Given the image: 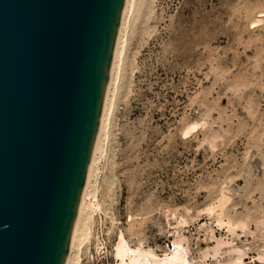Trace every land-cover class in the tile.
<instances>
[{"label": "rangeland", "instance_id": "obj_1", "mask_svg": "<svg viewBox=\"0 0 264 264\" xmlns=\"http://www.w3.org/2000/svg\"><path fill=\"white\" fill-rule=\"evenodd\" d=\"M123 25L71 264H264V0H133Z\"/></svg>", "mask_w": 264, "mask_h": 264}, {"label": "water", "instance_id": "obj_2", "mask_svg": "<svg viewBox=\"0 0 264 264\" xmlns=\"http://www.w3.org/2000/svg\"><path fill=\"white\" fill-rule=\"evenodd\" d=\"M124 0H0V264H65Z\"/></svg>", "mask_w": 264, "mask_h": 264}, {"label": "bare ground", "instance_id": "obj_3", "mask_svg": "<svg viewBox=\"0 0 264 264\" xmlns=\"http://www.w3.org/2000/svg\"><path fill=\"white\" fill-rule=\"evenodd\" d=\"M132 5H133V0H124L121 16L119 20V26L117 28L115 39H114L112 50H111L110 64L108 67L106 83H105L102 98H101L98 122H97L96 130H95V134H94V139L92 142V146H91V150H90V154H89V158H88V162L86 166L84 183L80 190L78 202L75 208L74 218L72 220V225L69 231L68 245H67L66 256H65V264H71L73 262L74 260L73 251L75 250L78 251L79 249L78 247L80 243L86 237L85 229H81V225H83L84 228L86 227L85 222H83V215H84V209H85L84 199H86L85 195L88 192V188L90 187V177L92 175V168H93L95 155L102 150L104 139L107 133V125H108V121H107V105L108 104L107 103H108L109 95L112 93L111 88L113 87L115 83V79H117L114 73H116L115 69L117 68V63L123 51L122 47L124 46L123 45L124 40L122 39L121 32L123 31V27H124L123 24H124L125 16H126V13H128V11L132 8ZM116 249H117V253H119L121 250L125 251L126 253L133 252L127 246H125V244H122V243H119Z\"/></svg>", "mask_w": 264, "mask_h": 264}]
</instances>
